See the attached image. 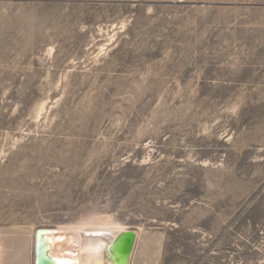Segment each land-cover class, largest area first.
<instances>
[{"label":"rangeland","instance_id":"1","mask_svg":"<svg viewBox=\"0 0 264 264\" xmlns=\"http://www.w3.org/2000/svg\"><path fill=\"white\" fill-rule=\"evenodd\" d=\"M98 224L264 264V0H0V264Z\"/></svg>","mask_w":264,"mask_h":264},{"label":"bare ground","instance_id":"2","mask_svg":"<svg viewBox=\"0 0 264 264\" xmlns=\"http://www.w3.org/2000/svg\"><path fill=\"white\" fill-rule=\"evenodd\" d=\"M134 232L119 230L112 225L98 224L87 229H68L55 232L48 236L50 242L49 252L58 264H114L113 242L123 233ZM136 235L135 245L129 260L131 264L134 249L138 240Z\"/></svg>","mask_w":264,"mask_h":264},{"label":"water","instance_id":"3","mask_svg":"<svg viewBox=\"0 0 264 264\" xmlns=\"http://www.w3.org/2000/svg\"><path fill=\"white\" fill-rule=\"evenodd\" d=\"M55 230L39 229L36 233V261L35 264H58L49 252L50 245L46 242L48 236ZM136 235L134 232H126L120 235L112 244L114 264H129V260L135 245Z\"/></svg>","mask_w":264,"mask_h":264}]
</instances>
